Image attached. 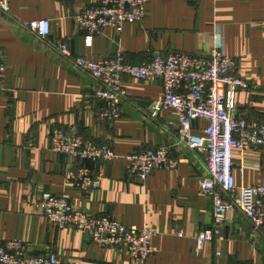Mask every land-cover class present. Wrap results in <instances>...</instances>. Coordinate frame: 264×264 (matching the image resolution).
I'll return each instance as SVG.
<instances>
[{
    "label": "crops",
    "instance_id": "crops-1",
    "mask_svg": "<svg viewBox=\"0 0 264 264\" xmlns=\"http://www.w3.org/2000/svg\"><path fill=\"white\" fill-rule=\"evenodd\" d=\"M98 1L11 0L10 13L0 11V59L7 64L0 82V241L24 239L32 252H57L61 264H140L126 247H100L81 230L59 229L35 206L45 192L67 193L77 209L156 228L158 252L145 264H264V231H255L238 210L212 242L196 249V236L212 226L213 200L200 187L203 155L177 144L176 129L166 127L172 112L148 116L163 94L160 80L146 83L125 75L121 117L104 119L91 75L21 24L50 19L49 42H66L74 55L90 59L122 52L133 64L158 51L206 53L221 32L226 53L252 85L236 93L238 109L264 123V0H147L140 23H127L121 33L108 28L86 46L74 18ZM207 124L198 121L193 131L202 134ZM57 129L109 144L117 157L94 163L58 154L51 141ZM162 145H169L178 161L175 170L157 169L145 181L128 170L130 153ZM234 161L237 185L264 181V147L236 152ZM80 165L98 169V189L81 191L65 177Z\"/></svg>",
    "mask_w": 264,
    "mask_h": 264
},
{
    "label": "built area",
    "instance_id": "built-area-1",
    "mask_svg": "<svg viewBox=\"0 0 264 264\" xmlns=\"http://www.w3.org/2000/svg\"><path fill=\"white\" fill-rule=\"evenodd\" d=\"M11 0H0V11L10 13ZM147 0H99L83 8L75 22L91 46L95 35L111 28L121 33L127 23H140L146 15ZM22 26L43 40L50 48L68 59L76 68L96 81L95 96L103 103L100 116L115 121L121 117L125 97V75L150 83L160 80L163 94L151 103L148 116L157 119L164 111L173 118L166 123L176 129V142L203 155L206 174L200 180L203 193L212 196V226L196 236V249L201 250L214 240L230 215L240 211L255 231H264V181L253 186L237 185L234 176L236 152L264 147V123L247 119L236 102L238 90H249L251 83L240 75L237 60L225 51L221 32L213 37V46L206 53L158 51L142 64L127 61L124 53L90 59L76 56L66 42H49L51 20L22 22ZM7 64L0 59V82ZM4 91L0 84V93ZM207 121L202 134L194 125ZM52 149L58 154L94 163L112 162L117 154L109 144H96L83 136L57 129L51 135ZM128 170L145 181L155 170H175L178 161L170 155V146L146 148L127 156ZM65 177L81 191L90 192L101 186L98 169L80 165L65 171ZM43 217L59 229L75 228L88 234L100 247H126L140 264L158 252L154 239L156 228L126 225L109 215H95L72 204L67 193L45 192L35 202ZM182 237L184 232L179 230ZM0 264H61L57 252H32L24 239L0 241Z\"/></svg>",
    "mask_w": 264,
    "mask_h": 264
}]
</instances>
